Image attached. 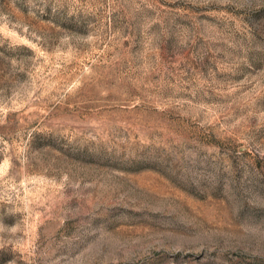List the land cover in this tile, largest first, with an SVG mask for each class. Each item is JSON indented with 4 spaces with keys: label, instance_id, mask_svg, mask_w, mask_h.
Wrapping results in <instances>:
<instances>
[{
    "label": "rangeland",
    "instance_id": "obj_1",
    "mask_svg": "<svg viewBox=\"0 0 264 264\" xmlns=\"http://www.w3.org/2000/svg\"><path fill=\"white\" fill-rule=\"evenodd\" d=\"M0 264H264V0H0Z\"/></svg>",
    "mask_w": 264,
    "mask_h": 264
}]
</instances>
